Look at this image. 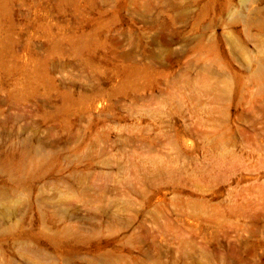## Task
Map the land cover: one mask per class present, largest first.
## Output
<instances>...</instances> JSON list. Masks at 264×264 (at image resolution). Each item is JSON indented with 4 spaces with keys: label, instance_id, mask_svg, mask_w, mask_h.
I'll list each match as a JSON object with an SVG mask.
<instances>
[{
    "label": "rangeland",
    "instance_id": "374dc122",
    "mask_svg": "<svg viewBox=\"0 0 264 264\" xmlns=\"http://www.w3.org/2000/svg\"><path fill=\"white\" fill-rule=\"evenodd\" d=\"M0 264H264V0H0Z\"/></svg>",
    "mask_w": 264,
    "mask_h": 264
}]
</instances>
